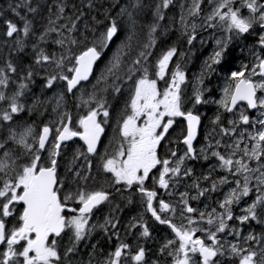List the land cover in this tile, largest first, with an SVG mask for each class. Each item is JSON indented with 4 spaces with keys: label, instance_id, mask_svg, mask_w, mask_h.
Returning a JSON list of instances; mask_svg holds the SVG:
<instances>
[{
    "label": "snow or ice",
    "instance_id": "snow-or-ice-1",
    "mask_svg": "<svg viewBox=\"0 0 264 264\" xmlns=\"http://www.w3.org/2000/svg\"><path fill=\"white\" fill-rule=\"evenodd\" d=\"M0 24V264H264V0Z\"/></svg>",
    "mask_w": 264,
    "mask_h": 264
},
{
    "label": "trees",
    "instance_id": "trees-1",
    "mask_svg": "<svg viewBox=\"0 0 264 264\" xmlns=\"http://www.w3.org/2000/svg\"><path fill=\"white\" fill-rule=\"evenodd\" d=\"M9 2H11V0H0V7H5ZM0 29H2V24H0Z\"/></svg>",
    "mask_w": 264,
    "mask_h": 264
},
{
    "label": "flooded vegetation",
    "instance_id": "flooded-vegetation-1",
    "mask_svg": "<svg viewBox=\"0 0 264 264\" xmlns=\"http://www.w3.org/2000/svg\"><path fill=\"white\" fill-rule=\"evenodd\" d=\"M192 63H193V61L189 62V64H191V65H192ZM150 247H153V245H150Z\"/></svg>",
    "mask_w": 264,
    "mask_h": 264
}]
</instances>
